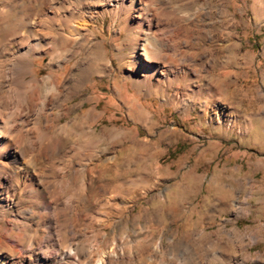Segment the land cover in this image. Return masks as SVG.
<instances>
[{"label":"rangeland","instance_id":"1","mask_svg":"<svg viewBox=\"0 0 264 264\" xmlns=\"http://www.w3.org/2000/svg\"><path fill=\"white\" fill-rule=\"evenodd\" d=\"M31 2L36 13L51 6ZM22 3L0 0V9ZM190 3L191 11L180 7ZM173 6L194 17L175 27L190 32L194 46L176 57L183 73L175 70L168 81L156 77L150 84L141 66L120 69L131 50L118 55L127 34L109 13L69 21L81 31L67 48L102 41L112 67L85 74L84 90L62 108L51 104L48 119L41 120L48 133L46 124L73 128H65L64 155L88 147L80 152L83 160L55 159L63 168L71 164L64 196L79 190L83 175L77 171L96 169L87 176L89 206L111 205L110 220L95 228L106 234L102 243L94 242L99 256L116 244L119 253L157 252L155 264H264V0H175ZM17 46L2 54L4 61L13 60ZM88 58L78 51L62 64L55 76L61 93L75 64ZM30 59L36 79L53 75L49 54L36 52ZM91 109L101 115L98 121L86 117ZM32 115L22 113L23 122ZM14 210L0 225V264H20L16 237L9 236L18 231ZM87 213L85 207L84 223Z\"/></svg>","mask_w":264,"mask_h":264},{"label":"bare ground","instance_id":"2","mask_svg":"<svg viewBox=\"0 0 264 264\" xmlns=\"http://www.w3.org/2000/svg\"><path fill=\"white\" fill-rule=\"evenodd\" d=\"M174 1L169 0L170 5H161L157 0H40L41 4L51 6L43 8L40 5L43 9L36 13L31 6L33 2L23 0L20 6L0 9V225L6 211L15 207L11 221L18 231H12L9 236L16 237L13 241L19 246L15 252L20 264H34V258L39 264H155L157 252L153 256L147 251L119 253L116 244L105 252L104 257L99 256V244L94 242H101L106 234L95 228L104 227L110 220L107 210L111 205L98 201L89 206L87 176L93 175L96 169L84 166L87 171L84 168L77 171L83 175L82 184L78 191L65 198L70 187L66 176L71 164L63 168L55 162L62 157L69 161L83 160L84 154L80 152L88 151V147L78 151L71 149L64 155V136H67L68 128H73L66 125L58 129L53 124H46L51 130L48 133L41 120L48 119L51 104L62 108L73 94L84 90L85 74L111 71L102 41L91 47L78 45V50L67 48L70 43L77 42L81 31L68 25L73 18H105L109 13L114 24L119 22V31L126 32L127 38L118 55L125 49L131 50L128 61L120 62V69L125 65L129 69L133 65L141 66L144 83L150 84L156 77L168 81L175 70L183 73V66L177 63L176 57L185 53L180 51L181 48L194 46V37L192 39L185 28L175 27L188 20L194 22V17L181 14L178 6H173ZM192 6L190 3L180 7L191 11ZM34 15L39 21L28 20ZM3 35H6L5 39ZM14 44L18 46L11 54L13 60L8 63L2 54ZM78 51L88 55V61L84 59L86 63L75 64L63 94L56 85L55 76L62 71V64L70 62ZM36 52L51 56L49 65L53 75L42 80L33 74L30 56ZM101 61L103 64H99ZM28 76L33 78L27 81ZM24 112L35 115V119L23 122ZM86 117L98 121L101 115L91 109ZM31 125L37 130L36 136L32 135ZM46 161L48 165H45ZM18 196H22L21 201H16ZM85 207L88 213L84 223L81 216ZM2 251L0 239V254Z\"/></svg>","mask_w":264,"mask_h":264},{"label":"trees","instance_id":"3","mask_svg":"<svg viewBox=\"0 0 264 264\" xmlns=\"http://www.w3.org/2000/svg\"><path fill=\"white\" fill-rule=\"evenodd\" d=\"M105 101H106V99H105ZM100 103H101V102H100ZM100 103H99V104H100ZM103 103H104V102H103ZM103 103H102V104H103Z\"/></svg>","mask_w":264,"mask_h":264}]
</instances>
